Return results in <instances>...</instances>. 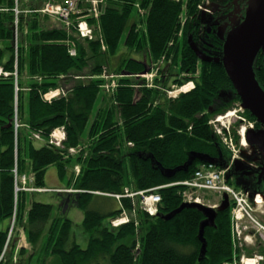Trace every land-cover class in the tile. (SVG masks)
Returning a JSON list of instances; mask_svg holds the SVG:
<instances>
[{"label": "trees", "instance_id": "obj_1", "mask_svg": "<svg viewBox=\"0 0 264 264\" xmlns=\"http://www.w3.org/2000/svg\"><path fill=\"white\" fill-rule=\"evenodd\" d=\"M203 1L105 0L99 5L100 13L87 18L95 33L89 40L81 38L73 27L34 11V0H18V15L15 0H0V222L12 220L16 212L19 227L29 242L38 246L40 259L53 256L49 264L232 261L230 208L219 211L215 225L205 228L207 249L201 260L198 233L203 213L186 207L171 219L165 218L183 203V186L159 189L162 199L156 215L135 209L137 202L134 205L129 197H121L116 210L102 213L90 208L95 197L115 199L110 194H123L126 187L148 190L190 178L204 162L221 166L230 162L231 153L210 121L232 109V102L242 100L222 63L224 42L214 34L205 42L198 39L201 25L195 23ZM81 5L88 4L82 0ZM51 20L54 26H50ZM189 37L210 61L199 58ZM71 45L76 47L75 56L69 53ZM124 48L145 53L146 59L125 57ZM114 57H119L117 65L111 62ZM157 63L163 65L154 79L157 87L138 88L130 75L120 76L113 92L105 86L108 80L104 74H137ZM262 66L263 54L259 52L254 71L264 90V72L258 70ZM174 67L180 76L174 84L195 83L176 99L165 97L158 88L166 87ZM68 81L72 86L67 87ZM64 86L65 96L51 101L43 98L52 89L65 90ZM244 115L257 120L249 110H244ZM15 118L21 124L17 129ZM60 126L67 135L63 147L35 146L33 133L47 140ZM256 126L262 125L257 121ZM71 148L79 152L71 154ZM51 165L58 167L60 178L80 166L74 182H69L80 191L71 194L70 203L85 211V248L70 243L73 221L55 216L54 205L33 201L24 217L15 170L18 176L33 173L34 186L45 188L46 170ZM124 211L131 220L113 226L110 220ZM13 232L10 226L0 230V264L13 261L9 254L14 253L8 250L15 238Z\"/></svg>", "mask_w": 264, "mask_h": 264}, {"label": "built area", "instance_id": "obj_2", "mask_svg": "<svg viewBox=\"0 0 264 264\" xmlns=\"http://www.w3.org/2000/svg\"><path fill=\"white\" fill-rule=\"evenodd\" d=\"M41 1V6L36 10L42 14L54 17L59 21L64 27L70 28L73 27L76 33L84 39H93L94 38V29L88 21V16L91 14L98 15L100 13L99 5L105 0H86L88 6L86 9L80 8V2L82 0H36ZM31 10H27L29 12ZM16 15L20 12L18 6L15 7ZM69 53L72 56L77 54L76 47L71 45L69 48ZM148 74V73H147ZM147 74L139 73L135 74L136 78H146L148 86H153L150 83V78L145 76ZM151 74L156 75L155 72ZM114 77V76H111ZM107 88V87H106ZM108 89V88H107ZM186 86H183L180 91H185ZM60 93L59 89L54 91H49L44 94V98L48 101H51L53 97L57 96ZM173 93V92H172ZM235 111L228 112L225 116H218L211 123L214 125L216 132L220 135L226 148L232 152L231 164L236 159H240L243 162H247L246 159L242 156L243 151L240 154V148L245 144V134L248 129H252L255 126L254 121H249L243 116H238V119L241 120L242 126L238 130V135L240 136V145H238L234 139V135L230 131V126L227 124H222L218 126V122L221 121L224 117H230L235 114ZM61 133V137H58L57 133ZM37 138H41V135L36 134ZM66 138L65 127L57 128L53 130L50 134L48 142L55 146H62L63 140ZM72 152L75 151L74 148L71 149ZM263 164V162L261 163ZM258 164H252L254 167L258 168ZM231 166L226 168L218 167L213 163H202L193 175L190 178L185 180L175 182L168 185L180 184L187 187V192L183 194V197L186 201H194L201 203L203 202L202 198L197 194L200 190H210L218 193L220 196L223 194H228L231 201V225H232V243L235 250L241 247V233L242 222L244 217H249L251 221L257 224V221L252 216V211L257 205H262L258 203L259 198L262 196L264 198V193L259 191H253L252 189L245 187H237L231 184L228 181V174ZM163 187V186H160ZM160 187L151 188L148 190L142 191H131L129 188H125L123 194L114 195L117 199L121 197H129L132 199L133 203L135 198L139 197L140 208L148 212L150 215H155L158 211V205L161 202V195L156 191ZM19 189V188H18ZM141 195V196H139ZM264 204V203H263ZM216 206V205H215ZM258 207V206H257ZM130 218L128 214L124 211L120 217L112 220L113 226H118L122 223L129 222ZM252 259L244 260L241 258V264H249L247 261ZM237 258L235 257L233 262H226L225 264H238ZM240 264V263H239Z\"/></svg>", "mask_w": 264, "mask_h": 264}, {"label": "rangeland", "instance_id": "obj_3", "mask_svg": "<svg viewBox=\"0 0 264 264\" xmlns=\"http://www.w3.org/2000/svg\"><path fill=\"white\" fill-rule=\"evenodd\" d=\"M25 1H27V0H25ZM207 1L208 0H204V4L202 5L205 8H207L206 7ZM209 9H210V7H208V10H206V11L205 10H202V9L201 10L199 9L200 10V13L198 14L197 19L203 21V18H205V16H208V14L210 12ZM50 26H54V21L53 20H51ZM199 34H202L203 35V32H202L201 29L199 30ZM16 39H18V36H16ZM206 40H207V38H206ZM16 43H17V40H16ZM122 51H123L122 54L125 57L126 56H132V57H135V58H139L141 60L146 59V54L145 53L138 54V53H136L134 51L128 50L127 48L122 49ZM111 62H112L113 65H117L120 62L119 57L112 58L111 59ZM151 65L153 66V72H155L156 74H159V72H160L159 71V68H162L163 65L162 64H159V63H157V66L154 65V64H151ZM151 73H152V70H151V72L149 71L148 74L145 75V76H148V78H150L149 80H151L150 82L152 83V85L154 87H156V85L153 82V80L156 77H159V76L153 75ZM171 75L172 76H169L170 78H169L168 83L166 84V87H162L160 85L158 88H160V90L164 93L165 97L167 96V98L176 99L181 94V91H180L181 86L187 84L186 86L190 89V87L192 86V83L194 81H192V80L191 81H188L187 80V81L184 82V84H182L180 86H179V84H174V81L176 79H179L180 78L178 67H174L173 68V71H172V74ZM97 76H99V78H100L102 75L99 74ZM104 76L106 77V80H108L105 83V86L111 92L115 91L116 90V86H117V84L115 83V81H113L112 78H108L107 75H105V74H104ZM116 79H118V76H116ZM84 81H86V80H84ZM68 82L66 83L67 84V87L72 86L73 83L72 82H69L68 83ZM65 87L66 86H64V89H65ZM54 90H56V89H52L50 91H54ZM59 91H60V93H59L58 96H61L63 94H64L63 96H65L66 93H67L66 92V89L65 90H60L59 89ZM223 95H226V92L223 93ZM232 104H233V108L230 109V110H236L235 111V115L230 116L229 119L223 118L222 121H220L222 123H217V124H218V126H222V124H227L228 126L231 127L230 128V131L233 128V131L238 133V130L242 126V123L239 122L240 120L238 119V116L239 115H244V112L241 111L242 110L241 109L242 108L241 103H239V102H232ZM20 126H21V124L19 123V121L17 120V118H15V128L17 129ZM59 128H62V127L60 126ZM36 134H38V133H33V139L35 141H37V146L43 145L44 144V138H42V137L41 138H37L36 137ZM58 137H61V133H59ZM239 144H240V142H239ZM247 145H249V143L247 142V139H246L245 144L244 145L241 144L242 147L240 148V154L243 151L242 156L246 159V161L248 163H252V164H255V165L258 164L259 162H262L264 160V155L262 153L261 154H258V151H257L258 148L255 147V146H250L249 147ZM78 152H79V150H78V148H76V154ZM230 153L232 154V152H230ZM78 166H76V167H78ZM79 168H80V166H79ZM77 169L78 168L69 169L67 171V175H66L65 179H63V180H60L59 179V176H58V167L57 166L51 165L46 170V179H45L46 189L44 188L45 190L43 191V193H39L35 197H36V200L39 201V202H43V203H46V204H52V205H54L55 206V212H54L55 213V216H62L63 215L62 214V208L60 209V211L57 208L58 206H60L62 204V200H60V198H58V194H59V197H62V196H65V194L66 195L68 193L73 194V193H76V192L79 191L78 189H75L73 186H71V187L69 186V187L62 188V189H55V187H57V186H66L67 181L71 178V172L73 174H75V173H77ZM15 174H16L15 176L17 178L18 187H20V188H26V189H33L34 191H38L37 189H43V188H37V187H33V188L28 187V185H27L28 178H26V177L24 178V175L23 176L22 175L18 176L17 175V170H15ZM185 192H187V190H183V193L182 194H184ZM197 194L202 198L203 202L206 205H208V204L211 205V206L216 205V204L219 205L220 202H221V200H220L221 197L216 192H213V191H210V190L209 191H205L204 190V191H198ZM139 196H141V195H139ZM257 206L259 208L261 206H264V204L257 205ZM90 208H95V209L100 210L102 213L103 212L105 213V212H108L110 210H116V209L119 208V206H118V202L116 203V201L114 199H112V198L107 199V198H103V197H95L92 200V202H91ZM64 215H65V217H67V218H69V219H71L73 221L72 233L75 234V235H77V239H78L77 243L82 248H85L87 246V244H88V236L85 233L84 227H83V220H84V217H85V211L83 209L79 208V207L73 206L72 208H69V210ZM252 216L254 218L253 212H252ZM243 220H245V221L242 222V230H243V232H244V229H246L247 227H250V226L259 227V226L255 225L256 223H254L253 221H251V219L249 217H244ZM104 222L107 223L108 222V218L105 219ZM10 226H12V228L15 229L14 232L12 230V232L14 233L13 234V237L16 238V241H15L16 242V247L19 246L18 247V250H16V252H15V254L13 256L12 264H18L17 262L19 260V257H18L19 250L21 248H24L22 246L23 244H26V246L28 248L27 250H29L28 255H34V254L37 255L38 252H39L38 246L37 245H33L31 242H29V240L27 238V235H26V233H25L24 230H19L18 229L19 225H18V222L16 220V212H15V215H14L13 219L11 220ZM231 233H232V230H231ZM246 238L248 239L250 237L248 235H246ZM9 248H8V250H9ZM24 249H26V248H24ZM41 257L42 258L40 259V256L37 255V259L36 258L33 259L36 262L33 261V260L30 261V262H28V260L27 259L26 260L30 264H38L40 262L41 263H44V264L45 263L46 264H49L52 261V259H54L53 256H51V257H48L47 256L46 257L45 255H42ZM241 258H244V260L252 259L251 261H247V263L253 262V264H258L256 261L253 260L254 257L251 258V257H248V256H244L242 253H241V257L239 258L240 264L242 263L241 262ZM26 260L23 259V262L20 263V264H25L26 263Z\"/></svg>", "mask_w": 264, "mask_h": 264}, {"label": "water", "instance_id": "obj_4", "mask_svg": "<svg viewBox=\"0 0 264 264\" xmlns=\"http://www.w3.org/2000/svg\"><path fill=\"white\" fill-rule=\"evenodd\" d=\"M220 38L224 40L222 63L236 93L242 100V106L249 110L262 125V129L258 131L249 130L247 132V142L258 145L260 151L263 152L264 90L256 79L254 62L259 52H262L264 63V0H248V8L244 21L230 30L226 37L220 36ZM189 42L201 60L210 61L209 56L203 54L192 42V37L189 38ZM149 70L150 68L146 67L143 73H147ZM239 163L236 162V165ZM186 207L197 208L204 215L198 233V238L201 242L199 260H201L206 254L207 249V241L204 235L205 228L214 226L218 212L229 208V197L227 194H224L221 205L217 208L201 203L183 202L177 209L165 215V218L171 219Z\"/></svg>", "mask_w": 264, "mask_h": 264}, {"label": "flooded vegetation", "instance_id": "obj_5", "mask_svg": "<svg viewBox=\"0 0 264 264\" xmlns=\"http://www.w3.org/2000/svg\"><path fill=\"white\" fill-rule=\"evenodd\" d=\"M209 5L212 10L208 16H205L203 21L199 20L195 23L196 26L201 25L199 28L203 35L198 34L201 36L198 39H202V42L207 41L206 38L212 34L223 41L220 36L226 37L230 30L244 21L248 0H209ZM258 70L260 74L261 70L264 72V63L262 68L259 67ZM260 129H262L261 126L254 128L256 131ZM252 146L254 145L252 144ZM231 178L236 182L249 184L251 188L264 192V170L261 168L252 169L249 166H241L240 171L234 170L231 173ZM252 212L258 223L255 225L259 227L246 226L247 228L241 233V247L238 249L244 256L254 257L253 260L258 264H264V206L254 207ZM246 235L250 238L247 239Z\"/></svg>", "mask_w": 264, "mask_h": 264}, {"label": "crops", "instance_id": "obj_6", "mask_svg": "<svg viewBox=\"0 0 264 264\" xmlns=\"http://www.w3.org/2000/svg\"><path fill=\"white\" fill-rule=\"evenodd\" d=\"M34 144H35V146H37V141H35ZM23 175H24V178L25 177L28 178V180L26 179L27 180L28 187H30V188L35 187V186H33L34 185L33 173H28L26 175L25 174H22V176ZM58 176H59V172H58ZM65 177L64 178H60V176H59V179L60 180H63V179H65ZM74 179H75V174H73L71 172V178L67 181L66 186H57V187H55V189H62V188H66V187H69V186L70 187L73 186L69 182H74ZM45 189H46V187H45ZM43 191L44 190H42V191L24 190V191L21 192L22 193V198L24 200V207H25V215H24V217H26V213L29 211L32 202L33 201H37L35 196L37 194H39V193H43ZM58 198H60V200H62V204L60 206H58V207L56 206V207L57 208H59V207L62 208V214H63V216H65L64 214L69 210V208H72L73 206H75V205H73V204L70 203V200H71L72 196L71 195H68V194L67 195L65 194V196L59 197V194H58ZM114 200L116 201V199H114ZM116 203H117V201H116ZM10 224H11V220L10 219L2 220L0 222V230L1 231L7 230L9 228ZM18 229L19 230H23L22 227H18ZM15 241H16V238L13 240V242L11 243V246L9 248V252L10 253H14V254H15L16 250H18V247H19V246L16 247V242ZM73 241H75L77 243L78 239H77V235H75V234L72 233L71 234L70 243H72ZM22 246L24 248H26V249L23 248L25 250L24 252H20V250H19V255H18L19 260H20V261L18 260L19 263H22L23 262V259H25V260L27 259L28 262L32 261L34 258L37 259V255H35V254L34 255H28L29 250H27L28 248H27L26 244H23ZM9 252H8V254H9ZM14 254H9V256H10L9 258H11L10 261L12 260V256H14ZM27 260H26V263H27ZM33 261H35V260H33ZM9 263L11 264L12 262H9Z\"/></svg>", "mask_w": 264, "mask_h": 264}, {"label": "bare ground", "instance_id": "obj_7", "mask_svg": "<svg viewBox=\"0 0 264 264\" xmlns=\"http://www.w3.org/2000/svg\"><path fill=\"white\" fill-rule=\"evenodd\" d=\"M186 89L188 90V88H186ZM57 135H59V133H57ZM245 188H249V189H252L253 191H259L260 193H264L262 190H256V189L251 188V186H245ZM206 191H209V190H206ZM258 203H261V204L264 203V198L262 196L259 198ZM230 262H233V261H230ZM249 264H253V262H249Z\"/></svg>", "mask_w": 264, "mask_h": 264}]
</instances>
